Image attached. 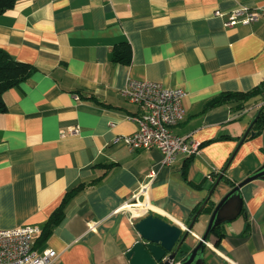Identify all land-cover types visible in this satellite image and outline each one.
<instances>
[{"label":"crops","instance_id":"crops-1","mask_svg":"<svg viewBox=\"0 0 264 264\" xmlns=\"http://www.w3.org/2000/svg\"><path fill=\"white\" fill-rule=\"evenodd\" d=\"M240 6L258 10L260 19L224 27ZM123 45L130 64L112 61ZM0 48L35 68L4 94L0 230H42L65 195L83 186L52 234L34 239L38 254L56 252L53 264H131L126 255L140 241L139 220L131 223L126 206L151 169L158 173L152 214L185 229L220 176L214 208L264 164V134L247 138L229 164L264 94L243 108L212 106L264 85V0H17L0 15ZM133 79L185 93L184 119L173 133L199 143L198 155L164 167L158 149L130 151L115 142L139 128L130 119L139 106L123 95ZM75 126L79 134H67ZM240 196L241 214L220 226L219 241L211 235L204 264H264V180L244 185ZM213 210L199 215L189 252Z\"/></svg>","mask_w":264,"mask_h":264},{"label":"built area","instance_id":"built-area-1","mask_svg":"<svg viewBox=\"0 0 264 264\" xmlns=\"http://www.w3.org/2000/svg\"><path fill=\"white\" fill-rule=\"evenodd\" d=\"M217 16H223L219 12ZM261 17L258 10L240 6L229 13L224 27L250 25ZM123 95L132 103L139 106L140 114L130 119L139 126L130 135L116 138L115 142H122L130 151L158 149L162 155V166H172L178 158L192 157L200 153V144L186 137H179L173 133V128L184 119L185 93L182 90L165 88L158 82L130 80ZM78 126L70 127L67 134L77 135ZM62 135H65L62 132ZM158 176L155 169L149 170L139 182L134 191L133 201L126 206L130 209V221L134 225L153 212L150 202V191ZM212 180V176H208ZM96 223L90 225L94 230ZM185 228L184 230H186ZM41 233V229L24 226L13 230H0V264H53L57 258L54 250L48 249L38 254L35 251L34 239Z\"/></svg>","mask_w":264,"mask_h":264},{"label":"water","instance_id":"water-1","mask_svg":"<svg viewBox=\"0 0 264 264\" xmlns=\"http://www.w3.org/2000/svg\"><path fill=\"white\" fill-rule=\"evenodd\" d=\"M259 117L260 113L254 119L250 128L246 131L238 148L230 159L229 164L247 137L249 135H251V137L255 135V132L252 129ZM221 179L222 176H220L215 186L210 191L203 206L197 212L191 224L186 227V230L179 226L172 225L153 214H149L140 219L136 224V229L140 234V241L137 242L126 255L127 258L130 259L131 264H204V254L212 232L223 223L231 221L241 214L242 200L240 189L244 185L255 180H264V164L251 176L233 187L216 205L204 235L199 239L198 244L193 250L189 252L184 248L189 234L192 232L195 222L202 213L203 208L211 199V196Z\"/></svg>","mask_w":264,"mask_h":264},{"label":"trees","instance_id":"trees-1","mask_svg":"<svg viewBox=\"0 0 264 264\" xmlns=\"http://www.w3.org/2000/svg\"><path fill=\"white\" fill-rule=\"evenodd\" d=\"M16 1L17 0H0V15L13 8ZM131 60L132 53L128 45H123L120 48L118 47L112 52V61L114 62L130 64ZM34 70L35 68L33 65L16 60L8 52L0 48V113H4L7 110V106L4 101V94L13 87L19 85L24 80H26L30 75H32ZM260 94H264V85L261 88H257L248 93L225 94L222 97L218 98L216 101H214L212 103V106L221 105L228 102H235L238 103V108H243L245 103L251 97ZM90 99L94 100V97H91ZM259 113L260 117L252 129L255 132L254 136L264 134V106L259 111ZM247 138H251V135H249ZM82 189L83 186L76 187L71 192H68L65 195L60 208L53 214V216L41 230L39 240L45 241L52 234L55 227L62 221L64 217L65 205L80 191H82ZM213 209L214 205L211 200H209L207 205L203 208L202 212H211ZM199 210L196 211V214ZM196 214L193 216V218L196 216ZM220 229V226L217 227L211 234L217 237L218 241L223 237V234H221Z\"/></svg>","mask_w":264,"mask_h":264}]
</instances>
